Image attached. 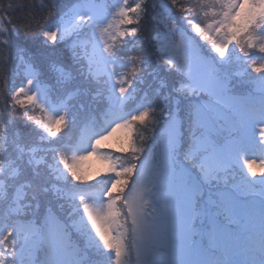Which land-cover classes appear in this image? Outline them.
Masks as SVG:
<instances>
[{
  "label": "trees",
  "instance_id": "trees-1",
  "mask_svg": "<svg viewBox=\"0 0 264 264\" xmlns=\"http://www.w3.org/2000/svg\"><path fill=\"white\" fill-rule=\"evenodd\" d=\"M115 3L122 4L124 12L118 18L120 35L112 41L110 54L125 61L120 70L129 92L120 109L112 105L111 82L98 72V60L91 51L92 23L70 19L92 4L115 14ZM230 7L231 0H0L2 263L12 264L8 258L17 259L23 253L27 255L24 261L49 264L50 248L22 246L21 230L31 227L45 237L55 225L68 235L81 264H109L110 252L101 247L99 239L88 238L95 234L86 221L89 207L105 194L114 200L120 225L129 223L126 193L137 171L149 160L156 161L167 125L173 120L179 130L175 159L189 170L188 183L196 180L201 188L195 201L199 216L192 224L193 239L207 255H223L208 245L214 225L233 227L223 216V198L232 194L241 203L255 198L264 208V194H258L264 185L235 165L204 179L203 161L216 152L237 153L246 132L230 109L235 130L216 119L206 106L216 105L213 97L183 87L189 81L186 72L162 60L161 54L167 32L174 40L181 35L190 38L204 60L213 63V81L220 86V94L257 108L263 118L264 5L249 0L230 28L222 25L212 34V28L230 16ZM220 37L227 41L223 52L217 49ZM28 72L40 99L64 106V116L53 126L39 103L25 93ZM143 108L146 117L141 121L133 113ZM205 110L213 131L199 122ZM111 113L129 123L127 133L107 148L109 161L119 170L114 186L107 173L86 178L72 165L84 131L107 133ZM126 228L124 264H134L133 232L130 225ZM233 229L230 235H235L237 228Z\"/></svg>",
  "mask_w": 264,
  "mask_h": 264
},
{
  "label": "rangeland",
  "instance_id": "rangeland-1",
  "mask_svg": "<svg viewBox=\"0 0 264 264\" xmlns=\"http://www.w3.org/2000/svg\"><path fill=\"white\" fill-rule=\"evenodd\" d=\"M248 1L231 0L230 16L218 27L212 28L211 33L218 31L222 25L230 28L236 17L244 12ZM255 1L264 5V0ZM114 9L115 14H109L103 6L92 4L76 11L75 16H71L70 19H73V22L89 20L92 23L91 51L98 60V72L105 74L111 82V103L120 109L129 98L120 70L126 63L111 57L110 48L112 41L120 35L118 18L123 14L124 7L120 3H115ZM217 42V49L223 52L227 41L220 37ZM192 43L191 39L184 35L174 40L171 32H167L164 36L161 59L178 65L186 72L189 81L183 87L188 91H204L213 97L216 105L208 103L206 106L216 119L224 122L227 129L233 131L237 127L228 114L230 109L241 124V129L246 132L245 135L243 131L245 140L237 148V153L232 154L229 150L213 153L203 161L200 171L204 179H207L213 172L224 171L235 165L263 186L264 153L261 152V145L264 141V117L259 116L257 108L245 107L243 102L220 94V86L214 85L213 81V63L204 60L198 48ZM32 76L28 72L25 93L39 103L48 124L53 126L64 116V106H52L40 99L38 91L31 85ZM262 86L264 87V82ZM206 112L203 111L199 122L213 131L206 118ZM133 116L143 121L146 117L145 108L134 112ZM109 122L107 133L93 135L90 129L84 131L73 152L72 165L86 178L99 177L107 173L109 178H112L111 183L114 186L118 180L119 170L109 161L107 148L113 146L118 138L127 133L129 123L127 119L115 113H111ZM166 129L156 161L149 160L137 171L132 186L124 198L129 223L120 225L114 200L102 194L94 205L89 207L86 215V221L95 232L88 238L99 239L101 247L110 252L109 264H124L128 252L126 247L128 225L133 232L130 240L134 244L132 257L134 264H213L212 262L264 264V208H260L259 201L255 198L246 203L239 202L232 194L223 198V216L227 224H232L233 227L214 225L211 234L208 235V245L212 250L222 252L224 257L214 256L213 260H210V255L202 252V246L193 239L195 234L192 230L194 219L199 216L195 210V201L201 188L196 180H193L192 184L188 183L189 170L184 163L175 159V156L178 157L177 122L173 120ZM203 145L204 142L200 147ZM261 193L264 194V189L258 194ZM202 212L205 214V209ZM233 228H237L235 235H230ZM21 233L22 246L33 247L42 244L50 248L49 264H81V258L71 249L68 235L58 230V226L53 225L45 237L35 234V229L31 227L23 228ZM26 256L23 253L16 257L17 259L10 256L8 261L12 264H32L29 260L24 261ZM1 261L0 256V264H6Z\"/></svg>",
  "mask_w": 264,
  "mask_h": 264
}]
</instances>
